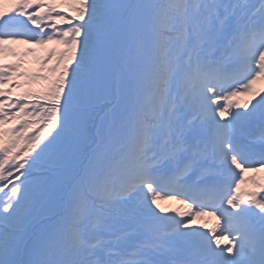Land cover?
I'll return each instance as SVG.
<instances>
[{
	"label": "snow or ice",
	"instance_id": "1",
	"mask_svg": "<svg viewBox=\"0 0 264 264\" xmlns=\"http://www.w3.org/2000/svg\"><path fill=\"white\" fill-rule=\"evenodd\" d=\"M6 53L0 264H264V0H0Z\"/></svg>",
	"mask_w": 264,
	"mask_h": 264
},
{
	"label": "rangeland",
	"instance_id": "2",
	"mask_svg": "<svg viewBox=\"0 0 264 264\" xmlns=\"http://www.w3.org/2000/svg\"><path fill=\"white\" fill-rule=\"evenodd\" d=\"M59 10V9H58ZM39 52V50H37V53ZM36 68V64L34 63V60H33V54H32V57H31V65L28 66L25 70H28V71H33L35 70ZM44 85V81H38L34 84H31V85H27V86H23L21 88H17L15 89L13 92H12V95L13 96H16L17 94H19L21 91L24 90L25 87H30L32 88L33 90H39L41 87H43ZM172 204V203H171ZM173 205V204H172ZM165 208L169 209L170 208V205L168 206H165ZM190 212V210H188L187 212H185V214L187 215L188 213ZM192 214L194 215L195 213L192 212ZM198 223V222H197ZM200 224V223H199ZM199 224H197L198 226H200ZM202 231H206L204 229H202ZM235 235V234H233ZM225 241H222V245L224 244Z\"/></svg>",
	"mask_w": 264,
	"mask_h": 264
},
{
	"label": "trees",
	"instance_id": "3",
	"mask_svg": "<svg viewBox=\"0 0 264 264\" xmlns=\"http://www.w3.org/2000/svg\"><path fill=\"white\" fill-rule=\"evenodd\" d=\"M59 10H61V9H59ZM62 10H63L64 12H67V13H69V14L74 15V13H71V9H70L69 7H67V6H62ZM14 47H15L17 50H19L21 46H14ZM3 57H4V59H5L6 62H9V61L12 59V56H11V55H8V54H5Z\"/></svg>",
	"mask_w": 264,
	"mask_h": 264
}]
</instances>
